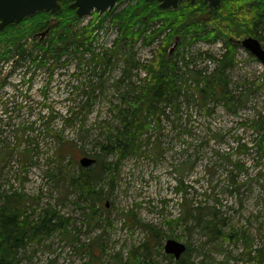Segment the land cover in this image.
I'll return each instance as SVG.
<instances>
[{
    "label": "rangeland",
    "instance_id": "1",
    "mask_svg": "<svg viewBox=\"0 0 264 264\" xmlns=\"http://www.w3.org/2000/svg\"><path fill=\"white\" fill-rule=\"evenodd\" d=\"M129 2L122 1L115 11ZM89 18L91 16H84L80 23H86ZM217 24L226 30L221 23ZM105 26L96 36L94 45L98 51L111 48L116 37V28L111 27L108 20ZM258 37L264 45V27ZM30 43L25 39L24 48L29 50ZM156 44L145 47L140 41L135 43L132 47L135 59L141 62L146 56L150 57ZM223 44L224 39L218 37L210 42L200 40L185 49V56L191 61L188 68H205V73L211 72L216 63L206 53L219 57ZM174 46L172 43L169 48ZM24 53L21 56L13 52L8 59L13 60L12 65L0 63V80H6L0 92V191L10 192L11 186L13 190L25 192L31 206H37L36 211L46 204L52 205L68 218L73 226L71 231L80 240H88L100 232L101 243L107 249L102 264H116L111 255L125 256L133 245L139 246L145 241L149 232L141 227L144 224L167 234L174 232L171 238L195 249L189 252V259L198 264L201 255L196 251L204 237L180 223H172L169 229L165 222L179 216L183 197L194 206L219 208L227 222L225 230L231 227L247 230L254 238V247L264 242V158H258L255 150L238 151L239 142L251 145L255 136L248 122L258 113H264V65L248 51L240 47L235 53V66L224 70L233 94L250 90L246 105L232 112L223 102H210L209 111L205 112L196 101L186 102L182 97L175 113L169 103L161 104L157 114L159 126L155 129V122H150L145 154L129 156L120 164L111 194L105 200L110 202L109 212H106L110 224L102 223L89 232L77 206V194L71 192L64 197L48 170L55 167L56 154H68L67 159L75 164L82 156H90L97 150L106 129H115L119 124L114 110L125 107L121 98L126 88L124 82L139 84L145 73L133 69L124 77L123 63L116 57L114 67L107 64L93 67L88 62V52L81 60L62 54L51 69L38 68ZM190 76L191 73L183 76L189 79V84L192 83ZM21 78L22 84L12 87ZM88 81L95 84L91 100H87L91 91ZM54 134L60 136V143ZM26 149L30 150L32 162L27 153L24 159L20 156L19 151ZM107 159L114 160V156ZM235 162L241 168L236 167ZM129 210L133 211L139 225L131 224L121 215V211ZM166 239L161 241L159 253H156L157 246L153 249L151 256L157 264H169L163 252ZM222 248L221 252L210 251L215 260L231 253L229 264H258L244 251L241 253L244 248L241 242L225 240ZM21 254L20 264H83L85 259L59 233L40 243L31 242L29 250Z\"/></svg>",
    "mask_w": 264,
    "mask_h": 264
},
{
    "label": "trees",
    "instance_id": "2",
    "mask_svg": "<svg viewBox=\"0 0 264 264\" xmlns=\"http://www.w3.org/2000/svg\"><path fill=\"white\" fill-rule=\"evenodd\" d=\"M60 3L62 8L57 14L38 11L18 25L8 24L0 30V61H8L13 52L23 56L25 39L29 36L32 43L26 53L31 64L38 68L48 66L51 69L62 54L77 56L81 60L88 52V62L93 67L97 64L114 67L116 61L113 58L116 57L123 63L124 77L133 69L143 70L145 73L139 84L124 82L126 88L121 98L125 107L114 110L119 117V124L114 127L116 131L107 128L104 140L97 145L98 149L90 153L95 158V163L90 167H82L78 162L73 164L70 158L67 159L68 154L61 152L56 154L55 167L48 170L55 187L64 197L71 192L77 194V206L82 211L84 227L89 232L90 229L102 226V223L110 224L106 215L109 208L106 207L105 200L111 194L120 164L129 156L145 154L149 143L150 122H155V129L159 126L157 114L161 104L169 103L175 113H178L182 97L186 102L196 101L205 112L209 111L210 102H223L232 112L246 105L250 90L233 94L228 87L224 70L235 66V53L239 47L236 39L248 35L259 38V31L264 27V0H256L255 3L253 0H222L212 15L204 0H195L193 3L182 1L175 9L160 8L157 0H135L118 11L111 9L101 15L95 11L93 17L84 24L80 23L81 19L65 0ZM51 16L56 20L47 36L43 39L35 37L36 32L48 26ZM106 20L111 27L116 28V37L111 48L98 51L94 45L96 36L106 27ZM217 23H221L226 30L220 29ZM176 37L179 38L178 44L168 56L169 46ZM218 37L224 39L220 56L205 52L216 63L214 69L207 74L205 68H188L191 61L186 58L185 49L200 40L210 42ZM139 41L145 47L157 43L156 48L151 50V56H146L141 62L135 59L132 51L133 45ZM187 73H191L190 84L189 79L183 77ZM87 83L91 90L87 100H91L95 84L89 81ZM248 126L254 130L255 136L251 145L239 142L238 151L255 150L258 158H264V113H258L255 119L248 122ZM54 136L60 143V136ZM26 142L29 144L30 140ZM19 153L23 159L27 153L29 161H33L30 150ZM109 156H114V160H108ZM234 165L238 167L237 162ZM179 184L178 189L182 186L181 181ZM3 191H0V264H20L21 252L29 249L31 242L40 243L50 239L55 233L70 241L71 246L85 258L83 264L103 263L107 249L101 243L100 232L88 240H80L71 231L73 226L68 218L63 217L52 205L46 204L36 211L37 206H31L25 192ZM183 201L180 203L179 216L165 222L169 229L173 226L172 223H180L185 229L196 230L198 235L204 237L196 251L201 255L198 264H229L233 257L231 253L225 254L221 260H215L210 254L213 250L223 251L225 240L241 242L244 245L242 254L244 251V254L255 259L258 264H264V242L254 247V238L247 230L235 227L225 230L227 222L219 208L210 205L194 206L187 203L186 197H183ZM121 215L131 224L139 223L132 210L121 211ZM142 226L149 232L146 240L139 246L133 245L125 256L111 255L116 264H157L151 256L154 247L157 246L156 253H159L162 250L161 241L174 232L167 234L155 226ZM193 251L195 249L186 243V251L178 259L169 254L164 256L168 257L169 264H195L189 259V252Z\"/></svg>",
    "mask_w": 264,
    "mask_h": 264
},
{
    "label": "water",
    "instance_id": "3",
    "mask_svg": "<svg viewBox=\"0 0 264 264\" xmlns=\"http://www.w3.org/2000/svg\"><path fill=\"white\" fill-rule=\"evenodd\" d=\"M115 1L116 0H73L70 5L76 7L78 16H83L89 13L93 8H97L100 13H102L106 9L111 8ZM159 1V6L161 8H174L183 0ZM190 1L193 2L194 0ZM205 1L208 3L209 11L214 13L221 0ZM60 8L59 0H0V29H3L8 23L19 22L23 17L36 11H51L57 13L60 11ZM52 23L53 21L49 26H51ZM45 31L47 32L48 28ZM240 43L264 63V48L257 38L248 36L240 40ZM173 49L174 47L170 49V52ZM92 161V159L87 157L80 159L81 164L84 166L89 165ZM184 250L185 244L175 239H168L164 245V251L174 254L175 258H178Z\"/></svg>",
    "mask_w": 264,
    "mask_h": 264
},
{
    "label": "flooded vegetation",
    "instance_id": "4",
    "mask_svg": "<svg viewBox=\"0 0 264 264\" xmlns=\"http://www.w3.org/2000/svg\"><path fill=\"white\" fill-rule=\"evenodd\" d=\"M65 1L67 2L68 6H69L70 3L72 2V0H65ZM122 1H128V2H129L130 0H118L116 4L118 5V4H120ZM127 4H128V3H127Z\"/></svg>",
    "mask_w": 264,
    "mask_h": 264
}]
</instances>
